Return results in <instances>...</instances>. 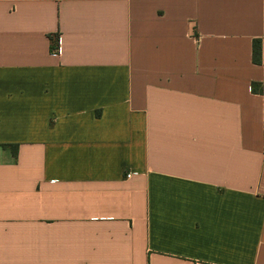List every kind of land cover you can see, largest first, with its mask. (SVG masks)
Wrapping results in <instances>:
<instances>
[{
	"label": "crops",
	"instance_id": "0c3cea01",
	"mask_svg": "<svg viewBox=\"0 0 264 264\" xmlns=\"http://www.w3.org/2000/svg\"><path fill=\"white\" fill-rule=\"evenodd\" d=\"M0 264H264V0H0Z\"/></svg>",
	"mask_w": 264,
	"mask_h": 264
},
{
	"label": "trees",
	"instance_id": "16d2710c",
	"mask_svg": "<svg viewBox=\"0 0 264 264\" xmlns=\"http://www.w3.org/2000/svg\"><path fill=\"white\" fill-rule=\"evenodd\" d=\"M252 57L255 63H262V40L261 39H254L253 40V50H252ZM253 89L255 88V83L253 84ZM5 146H10L15 154H17L18 144H5Z\"/></svg>",
	"mask_w": 264,
	"mask_h": 264
},
{
	"label": "built area",
	"instance_id": "2783aa9c",
	"mask_svg": "<svg viewBox=\"0 0 264 264\" xmlns=\"http://www.w3.org/2000/svg\"><path fill=\"white\" fill-rule=\"evenodd\" d=\"M53 55H59L61 53V43H60V37L57 38V45L52 50ZM131 173H127V176H130Z\"/></svg>",
	"mask_w": 264,
	"mask_h": 264
}]
</instances>
